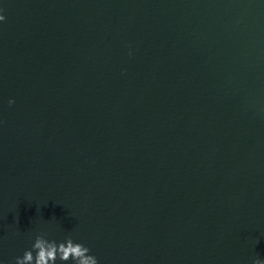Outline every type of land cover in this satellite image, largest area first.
<instances>
[{
  "label": "water",
  "instance_id": "obj_1",
  "mask_svg": "<svg viewBox=\"0 0 264 264\" xmlns=\"http://www.w3.org/2000/svg\"><path fill=\"white\" fill-rule=\"evenodd\" d=\"M0 9V264L264 260V0Z\"/></svg>",
  "mask_w": 264,
  "mask_h": 264
},
{
  "label": "clouds",
  "instance_id": "obj_2",
  "mask_svg": "<svg viewBox=\"0 0 264 264\" xmlns=\"http://www.w3.org/2000/svg\"><path fill=\"white\" fill-rule=\"evenodd\" d=\"M3 9H0V13ZM6 22V17L0 14V24ZM11 106L14 101H8ZM35 253V255L33 254ZM98 264L95 256L90 254V249L81 243H76L71 237L63 242L57 243L55 240H48L44 234L37 235L32 248L26 250L23 257H16L14 264ZM253 264H264V260L255 259Z\"/></svg>",
  "mask_w": 264,
  "mask_h": 264
}]
</instances>
